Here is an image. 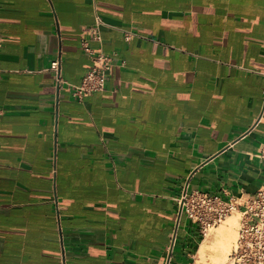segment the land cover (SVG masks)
I'll return each instance as SVG.
<instances>
[{
  "label": "crops",
  "instance_id": "0c3cea01",
  "mask_svg": "<svg viewBox=\"0 0 264 264\" xmlns=\"http://www.w3.org/2000/svg\"><path fill=\"white\" fill-rule=\"evenodd\" d=\"M263 144L264 0H0V264L197 259L176 199L242 202Z\"/></svg>",
  "mask_w": 264,
  "mask_h": 264
},
{
  "label": "built area",
  "instance_id": "2783aa9c",
  "mask_svg": "<svg viewBox=\"0 0 264 264\" xmlns=\"http://www.w3.org/2000/svg\"><path fill=\"white\" fill-rule=\"evenodd\" d=\"M100 23L97 18L96 24ZM128 35L125 33L126 37ZM92 37L100 40L96 27L92 31ZM84 43L86 44L81 43V47L89 55L92 65L78 83L71 84L72 93L78 99L93 91L103 90L113 66L110 54L95 52ZM49 70L58 86L67 83L61 75L60 55L51 60ZM259 155L264 158V144ZM176 200L181 212L196 226L202 237L208 228L222 222L236 205L239 206L236 238L223 264H264V184L242 202L224 200L218 195L200 190H183ZM195 257L196 250L188 254L187 264H196Z\"/></svg>",
  "mask_w": 264,
  "mask_h": 264
},
{
  "label": "bare ground",
  "instance_id": "6f19581e",
  "mask_svg": "<svg viewBox=\"0 0 264 264\" xmlns=\"http://www.w3.org/2000/svg\"><path fill=\"white\" fill-rule=\"evenodd\" d=\"M237 211L233 210L223 220L224 225L208 228L198 247L196 264H223L234 239L238 221ZM221 223V222H220ZM218 225V224H217Z\"/></svg>",
  "mask_w": 264,
  "mask_h": 264
},
{
  "label": "rangeland",
  "instance_id": "374dc122",
  "mask_svg": "<svg viewBox=\"0 0 264 264\" xmlns=\"http://www.w3.org/2000/svg\"><path fill=\"white\" fill-rule=\"evenodd\" d=\"M237 218H238V216H237ZM224 224H225V222L223 223V221H222L221 223H219V224L216 225L215 227L217 228V227H220L221 225H224ZM215 227H213V228H215ZM197 233H198V231H197ZM199 238H200V235H199V233H198L197 238H196V240H195V243H193V247L196 246V244H197ZM201 239H202V238H201ZM234 240H235V239H234ZM188 250H191V251H192V248H188ZM188 260H189V258H187L186 256H183L179 261L181 262V264H186Z\"/></svg>",
  "mask_w": 264,
  "mask_h": 264
},
{
  "label": "water",
  "instance_id": "95a60500",
  "mask_svg": "<svg viewBox=\"0 0 264 264\" xmlns=\"http://www.w3.org/2000/svg\"><path fill=\"white\" fill-rule=\"evenodd\" d=\"M180 213H181V208H180V206H179L178 216L180 215ZM173 239H174V238H173ZM171 249H172V244H171V246H170V251H171ZM169 258H170V252H169V254H168V256H167L166 264H168Z\"/></svg>",
  "mask_w": 264,
  "mask_h": 264
},
{
  "label": "trees",
  "instance_id": "16d2710c",
  "mask_svg": "<svg viewBox=\"0 0 264 264\" xmlns=\"http://www.w3.org/2000/svg\"><path fill=\"white\" fill-rule=\"evenodd\" d=\"M201 238H202V236H200L199 241H200ZM199 241H198V243H199Z\"/></svg>",
  "mask_w": 264,
  "mask_h": 264
}]
</instances>
